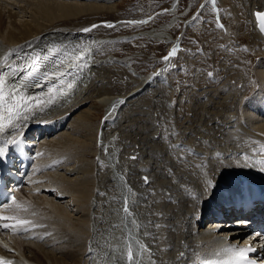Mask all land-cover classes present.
Segmentation results:
<instances>
[{
  "label": "bare ground",
  "instance_id": "1",
  "mask_svg": "<svg viewBox=\"0 0 264 264\" xmlns=\"http://www.w3.org/2000/svg\"><path fill=\"white\" fill-rule=\"evenodd\" d=\"M107 1L0 0V73L12 80L19 75L16 65H25L27 60L41 55L48 56L47 60L39 61L41 71L50 74L39 83L33 80L32 86L17 92L28 97L34 114L26 113L27 119L19 122L3 121L5 128L0 132V143L8 142L5 151L9 157L13 141L19 140L23 141V148L30 150L32 146L36 153L35 172L29 186L17 191L13 203L0 214L8 218L0 220V264H128L125 249L129 248L135 257L133 264H143L138 254L141 249L147 253L148 264H231L236 253L233 249L249 245L255 248L251 257L260 260L264 243L259 237L249 235L247 221L234 219L233 211L223 213V221L212 214L213 208L220 212L224 204L245 197L264 206V164L261 163L264 161V62L259 61L260 70L253 69L261 90L249 101H244L247 94L243 92L246 85L242 80L235 83L239 89L233 92L221 90L222 84L217 89L203 87L188 94L190 105L177 124V131L185 146L202 159L204 169L196 168L195 161L187 157L184 161L179 159L180 152L168 156L165 147L152 140L157 131L150 132L156 121L154 114L166 127L178 122L179 103L168 108L167 94L159 89L173 91L168 76L181 39L172 36L171 30L182 15L137 34L167 44L165 56L177 47L176 56L168 61L162 59L161 66L147 76L120 63L133 89L120 97H112L106 88L108 83L112 85L119 79L108 80L106 70L102 66L97 70L93 67L97 65L90 62L87 66L75 67L90 51H97L111 41L105 37L82 38L91 32L82 31L91 27L92 20H88L91 16L103 17L116 12L117 5ZM208 1L203 3V8ZM214 1L222 3V0ZM263 8L264 0H250L246 13L253 39L262 42L264 38L256 30L252 14ZM189 18L182 21L181 27ZM52 44L64 47L50 55L47 47ZM70 62L72 71L68 67ZM91 69L96 71L91 74ZM60 72L65 75L57 82ZM147 93L151 97L144 95ZM49 97L51 103H46ZM37 101L46 103L43 111L36 106ZM126 106L130 107L126 109ZM97 108L105 109L106 116L97 123L91 139L90 129L95 125ZM122 111L124 117L128 113L129 116L136 114L137 119L120 126L121 141L129 149L117 153L118 145L110 138L120 131L111 133L104 128L113 114ZM139 114L146 119H141ZM98 130L103 138L102 150L96 154L107 171L96 179L87 152L92 140L95 144ZM217 154L222 158L217 159ZM132 156L137 159H130ZM142 174L150 183L143 184ZM90 178L94 181V190L97 187L106 193L105 204L104 199H98L105 206L93 214L85 211L86 206L90 209L93 198ZM125 202L130 209L128 214L124 212ZM21 220L29 223L17 225ZM5 223L17 227L5 229ZM82 238L88 241L84 246L80 244ZM86 245L98 250L96 255L100 256L94 257L95 260L84 259Z\"/></svg>",
  "mask_w": 264,
  "mask_h": 264
},
{
  "label": "rangeland",
  "instance_id": "2",
  "mask_svg": "<svg viewBox=\"0 0 264 264\" xmlns=\"http://www.w3.org/2000/svg\"><path fill=\"white\" fill-rule=\"evenodd\" d=\"M67 1L70 2L71 0H65V2ZM213 1L214 0L208 1V5L206 4L205 8L201 10L200 14H198V16L196 17V20L191 21L188 24L186 29L187 31H185V33L181 37L179 44V53L176 57V60L172 64V69L169 72L168 76L172 80V93L169 92L170 89L168 88L167 91H165L164 89H159V91H162L161 93L164 92L165 94H167L166 97L168 98H166V100L168 99V102L166 103V106L168 108L170 106H173L175 102L179 103L176 113L178 122H176L175 126L170 123V125L166 127L165 124H162L163 122L161 123L162 119L160 117L158 119L157 115L154 114L153 116L154 118H156V121H154V125L150 129V132L157 131L155 137L152 138V140L154 142L156 140L160 146L163 145L162 147H165V151L167 152L166 154L168 156L173 157L176 152H180L181 154L177 155L179 159H182L184 161L186 159L185 157H187L188 160L192 162L195 161L193 163H195L194 165H196V168L202 170L204 169V165L201 161L202 159L199 160L200 157H196L194 151L185 146L183 138L177 131V129H179V125L177 124H179V122H181L185 117V115L187 114V106L188 104L190 105V102H188V94L194 91L197 92L198 88L203 87L205 89L209 87L210 89H217L219 86H222V84L224 85L222 86L221 90L225 89L226 91H223L229 92L231 90L230 92H233V90L236 91L239 89L237 87L240 83V80H242L243 82H245V85L247 87L246 88L244 86V91L242 90L247 94L244 98V101H249L250 98L254 97L261 90L260 83L257 81L258 79L255 75V72L253 73V69L260 70V68H257L259 61L264 62V42L256 41L255 39H253L252 29L246 17V13L248 12V3L250 2V0H222V3H218L215 1L213 3ZM107 2L117 5L116 12L111 15H103V17L91 16L88 19L89 21L92 20L91 26H93V24L98 26L93 28L89 34L82 35V38L105 37L108 40H111L108 41V43H105V45L101 48H98L97 51L96 49L90 51L89 55H91L89 56L87 54V58L90 62V65L92 63L97 65L93 66L94 68L97 67V70L98 67L99 69H101V66L104 70H106L104 74L105 76H108V80L111 78H115L116 81H118L119 79L118 82H114L112 85L108 83L109 87H107L106 90L108 91L109 96L112 94V97L113 95L114 97H120V95H125L128 91L133 89V85H130L128 79L125 78V68L120 63H126L129 65L128 67H130L139 75L147 76L150 75V73H152V71H154L156 68L161 66L162 59L165 56L167 50V44L144 38L142 36H138L137 34L157 28L162 24L169 23L168 21H170L173 17L182 15L180 18V22L176 23L175 27H173L171 30L172 36L176 38L181 32L182 21H185L198 9V6L200 5V2H202V0H177V3H174L175 0H108ZM217 15L218 18L216 17ZM102 20L104 21L100 22ZM127 21L147 22L125 23ZM80 23H84V21H81ZM109 23L113 24L114 27L109 28L105 26ZM218 25H222V27H219ZM103 26L106 28V30L101 29L103 28ZM96 28H99L100 30H96ZM245 49H247V51H245ZM102 57L103 59H101ZM115 61L118 63H110ZM94 70L95 69H91V74H93ZM87 71L89 70L87 69ZM208 73H212V76L209 77ZM238 75L239 77H237ZM231 76L232 78H235H233L234 81L233 79H230ZM236 79L238 80V82H236ZM235 83H238L236 84L237 86L235 85ZM149 94L150 93L144 95L151 97V95ZM199 94L201 93L199 92ZM149 100L151 101V99ZM152 101L154 103V100ZM129 107L126 106L124 108L128 109ZM131 108L129 110H131ZM133 109L134 108H132V110ZM97 111L98 112H96V116L93 122L95 125L94 127H92V129H90V134L92 135L91 139H94L93 133L95 132L94 130H96V126L99 124V122L101 123V121L106 116L105 109L97 108ZM123 111L122 113H118L117 115L116 113L113 114L109 122L106 124L107 128H104V130L106 129L107 132L110 131L111 133L120 131V136L116 133L110 138L112 141L114 140V142L118 145L119 151L117 153H124L129 149V145L126 146V144H124L125 142L123 140L121 141V131L123 130H121L120 126L133 121V119H137L136 114H130L129 116L128 113L127 117H124L126 115ZM142 117L143 116L140 115L141 119ZM98 118L100 119V121L98 120ZM144 118L145 117H143V119ZM72 119L73 118L71 117V120ZM126 120H128V122H125ZM97 132L98 134H96L97 138L95 137V144L93 142L94 140H92L91 143L93 145L91 144L88 147V150L92 152H87L88 160L90 162H93V176L96 179L97 177H100V173H102L103 171H107V169H104L105 167L101 165L102 163L100 161V158H98V154H96L100 150H102L100 140L102 141L103 138V136L99 134V130ZM91 135H89V138ZM160 142H162L163 144ZM171 153L173 155H171ZM184 154L185 156H183ZM133 165L135 166L136 163H134ZM259 167L262 169L261 166ZM90 179L92 181L93 188H91L92 186H90L89 188H91V194L93 198L91 200L90 209L86 206L85 211H87V213L90 212L93 214L98 210V208H102L103 206H105L104 204L106 201V193L105 191H103L102 193L101 191L97 190V187H95L94 190V181L92 180V178ZM99 198L104 199V204L103 202L98 200ZM93 218L94 216H91V219ZM82 239L83 240H81L82 242L80 241V244L81 246H84V244L88 243V241L85 242L84 238ZM86 246L87 256H85L84 259H93L94 257L100 256V254L96 255V253H99L98 250L95 251L90 249L88 245ZM88 250L92 255V258L91 255L89 256ZM99 260L100 259H98L96 262L99 263Z\"/></svg>",
  "mask_w": 264,
  "mask_h": 264
},
{
  "label": "snow or ice",
  "instance_id": "3",
  "mask_svg": "<svg viewBox=\"0 0 264 264\" xmlns=\"http://www.w3.org/2000/svg\"><path fill=\"white\" fill-rule=\"evenodd\" d=\"M254 15L256 16L258 22H260L261 33H264V12L257 11ZM146 22L147 21H127L125 23H146ZM106 26L109 28L114 27V25L110 23L107 24ZM218 26L222 27V25H218ZM95 27L97 26L93 25L89 28L82 29V31L84 33H88L92 31V29ZM63 47L64 45L62 44H52L47 47V52L50 55H54ZM245 51H247V49H245ZM176 54H177V47H173L171 51L165 57H163V59L165 61H168L170 58L175 57ZM41 58L47 60L48 56L41 57V55H37L33 57L31 60H27L25 62V65H16V70L19 72L21 76V79L18 82H12L11 80H8L3 73H0V132H3L5 128L3 121L7 120L11 123L13 120H15L19 122L20 120L27 119V115H25L26 113L31 112L34 114L35 109L29 106L28 97L23 92H19V94H17V92L19 89L32 86L31 82L33 80L39 83L42 79H46L49 77L50 75L49 73L41 71V67L39 63ZM88 63L89 61H88L87 56H84L79 60V63H77L75 67L81 68L82 66H87ZM68 67H69V71L73 70V65L71 62L69 63ZM9 71H13V70L9 69ZM52 75H55V74H52ZM63 75H65V73L60 72V75L56 77L57 82L59 81V79L62 78ZM208 76L211 77L212 73H208ZM68 87L69 88L72 87L71 83L68 84ZM48 91L51 92L52 89L49 88ZM51 100L52 98L49 97V100L46 103H51ZM46 103L37 101L36 106L39 107L40 111H43L44 107L46 106ZM7 143H8L7 141L0 143V158H3L5 156V146L7 145ZM13 143H15V141H13ZM221 158L222 157H220V155L217 154V159H221ZM130 159L134 160V159H137V157L132 156L130 157ZM261 163L264 164V161H261ZM143 179L146 184L150 183L147 177H143ZM207 183L211 185V181H208ZM124 212L126 214L130 213V209L127 207L126 202H125ZM3 219H8V218L0 217V220H3ZM28 223L29 221L27 220H21L17 222V225H26ZM17 225H9L5 223L3 227L5 229L9 227L15 228L17 227ZM254 250L255 248L253 245H249L248 247H240L238 249H233V251L237 253V264H247V261L249 259L248 253H251ZM134 259L135 257L131 251V248H129L128 253H127L128 264H133Z\"/></svg>",
  "mask_w": 264,
  "mask_h": 264
},
{
  "label": "water",
  "instance_id": "4",
  "mask_svg": "<svg viewBox=\"0 0 264 264\" xmlns=\"http://www.w3.org/2000/svg\"><path fill=\"white\" fill-rule=\"evenodd\" d=\"M177 1V0H176ZM207 0H204L200 5H199V7H198V9L195 11V13L191 16V18L190 19H188L185 23H183L182 24V28H181V32L178 34V36L176 37V39L178 40V39H181V37L183 36V34H184V29H185V26H186V24L187 23H189L190 21H192L197 15H198V13L200 12V10L202 9V7H203V3H205ZM262 12H264V8L261 10ZM257 11H254L253 12V19H254V23H255V27H256V30L258 31V33L264 38V33H261V31H260V22H258V20H257V18H256V16L254 15L255 13H256ZM143 177H147L146 175H144V174H142L141 175V178H142V180H143V183L144 184H146L145 182H144V179H143Z\"/></svg>",
  "mask_w": 264,
  "mask_h": 264
}]
</instances>
